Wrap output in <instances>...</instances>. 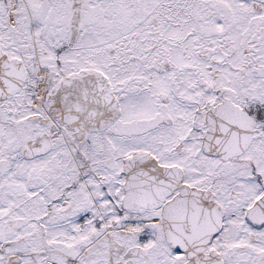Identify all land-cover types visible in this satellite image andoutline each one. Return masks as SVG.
<instances>
[{
  "label": "snow or ice",
  "instance_id": "1",
  "mask_svg": "<svg viewBox=\"0 0 264 264\" xmlns=\"http://www.w3.org/2000/svg\"><path fill=\"white\" fill-rule=\"evenodd\" d=\"M0 264H264V0H0Z\"/></svg>",
  "mask_w": 264,
  "mask_h": 264
}]
</instances>
